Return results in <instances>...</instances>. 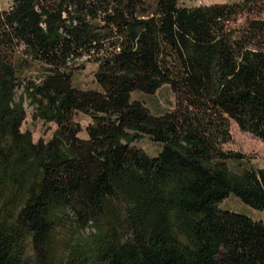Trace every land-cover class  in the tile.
<instances>
[{
  "label": "trees",
  "instance_id": "obj_1",
  "mask_svg": "<svg viewBox=\"0 0 264 264\" xmlns=\"http://www.w3.org/2000/svg\"><path fill=\"white\" fill-rule=\"evenodd\" d=\"M262 13L264 0L0 9V264H264V215L220 205L264 211V167L232 169L244 154L223 147L232 121L264 141ZM88 60L96 88L74 83ZM165 83L164 112L132 95ZM28 105L56 123L50 138L22 129Z\"/></svg>",
  "mask_w": 264,
  "mask_h": 264
},
{
  "label": "rangeland",
  "instance_id": "obj_2",
  "mask_svg": "<svg viewBox=\"0 0 264 264\" xmlns=\"http://www.w3.org/2000/svg\"><path fill=\"white\" fill-rule=\"evenodd\" d=\"M12 0H0V9L7 8ZM150 4H155L157 0H147ZM228 0H180L182 4L193 5L211 2H222ZM264 17V13H262ZM97 64L91 60L86 61L83 68L77 69L74 72V83L82 88H96L98 83L95 79L94 71ZM134 98L142 99L154 112H164L174 107L176 96L168 83L163 84L153 93H147L136 90L133 92ZM33 106L28 105V112L22 129H30L33 133L34 140L40 137L48 139L51 137L53 130L56 127L54 122H44L40 118L32 116ZM75 119L82 125L80 131L81 136H87L86 126L90 121V116L82 111L75 112ZM231 139L223 143L224 149L238 151L244 156L240 158H230L227 164L235 170H242L247 167H264V141L251 132L240 129L235 121L231 122ZM139 145L148 151L151 155H156L162 147V143L151 139L144 135L139 141ZM220 205L224 208H230L239 212H243L253 216L254 218H261L264 211L256 209L245 203L240 197L235 194H230L226 197ZM88 230V229H86ZM75 236L74 227L62 228L57 234L56 246L58 252H61L68 241H71Z\"/></svg>",
  "mask_w": 264,
  "mask_h": 264
},
{
  "label": "water",
  "instance_id": "obj_3",
  "mask_svg": "<svg viewBox=\"0 0 264 264\" xmlns=\"http://www.w3.org/2000/svg\"><path fill=\"white\" fill-rule=\"evenodd\" d=\"M27 105V103H25Z\"/></svg>",
  "mask_w": 264,
  "mask_h": 264
}]
</instances>
